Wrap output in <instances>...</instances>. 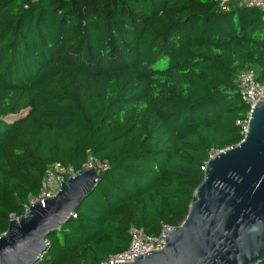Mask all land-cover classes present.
I'll use <instances>...</instances> for the list:
<instances>
[{
	"label": "trees",
	"instance_id": "16d2710c",
	"mask_svg": "<svg viewBox=\"0 0 264 264\" xmlns=\"http://www.w3.org/2000/svg\"><path fill=\"white\" fill-rule=\"evenodd\" d=\"M264 84V13L216 0H0V234L46 168H106L35 264H98L183 219ZM258 264H264V260Z\"/></svg>",
	"mask_w": 264,
	"mask_h": 264
},
{
	"label": "water",
	"instance_id": "95a60500",
	"mask_svg": "<svg viewBox=\"0 0 264 264\" xmlns=\"http://www.w3.org/2000/svg\"><path fill=\"white\" fill-rule=\"evenodd\" d=\"M247 130L232 147L204 163L181 222L159 249L115 264H258L264 260V99L253 104ZM81 167L51 197L32 200L0 234V264H35L50 232L58 230L99 179Z\"/></svg>",
	"mask_w": 264,
	"mask_h": 264
},
{
	"label": "built area",
	"instance_id": "2783aa9c",
	"mask_svg": "<svg viewBox=\"0 0 264 264\" xmlns=\"http://www.w3.org/2000/svg\"><path fill=\"white\" fill-rule=\"evenodd\" d=\"M220 9L226 10L230 5H246L256 7L264 13V0H216ZM237 83L240 100L246 106V113L242 119L235 121L239 126L240 133L243 135L247 130L248 119L254 107V103L264 99V84L255 79V72L251 68L243 69L237 73L235 77ZM212 155V154H211ZM82 167H94L99 172L106 168L105 163H99L96 159L89 156ZM75 171L69 165H62L58 162L50 164L41 179L38 194L35 197L29 198V203L32 200L41 201L44 198L51 197L59 188V184L67 177L75 175ZM28 206V205H27ZM27 206H25V211ZM25 213V212H24ZM16 219V218H15ZM170 227L162 225L159 234L156 237L146 235L142 229L130 227L129 242L125 250L122 252L109 255L101 260L98 264H115V262H130L133 255L144 254L148 251L159 249L164 244L166 232Z\"/></svg>",
	"mask_w": 264,
	"mask_h": 264
},
{
	"label": "rangeland",
	"instance_id": "374dc122",
	"mask_svg": "<svg viewBox=\"0 0 264 264\" xmlns=\"http://www.w3.org/2000/svg\"><path fill=\"white\" fill-rule=\"evenodd\" d=\"M84 199H86V198H84Z\"/></svg>",
	"mask_w": 264,
	"mask_h": 264
}]
</instances>
